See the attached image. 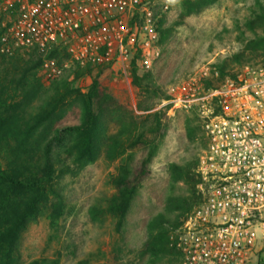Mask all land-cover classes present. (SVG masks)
<instances>
[{"label":"built area","instance_id":"obj_1","mask_svg":"<svg viewBox=\"0 0 264 264\" xmlns=\"http://www.w3.org/2000/svg\"><path fill=\"white\" fill-rule=\"evenodd\" d=\"M170 12L160 0H0V54L36 51L49 83L75 66L128 76L138 56L148 70L162 57L160 23ZM219 77L212 64L202 66L171 102L193 111L206 142L201 201L172 243L181 264H249L264 248V57L207 89Z\"/></svg>","mask_w":264,"mask_h":264},{"label":"trees","instance_id":"obj_2","mask_svg":"<svg viewBox=\"0 0 264 264\" xmlns=\"http://www.w3.org/2000/svg\"><path fill=\"white\" fill-rule=\"evenodd\" d=\"M217 2L185 0L183 10L187 15L198 14ZM256 6L260 11L253 12V15L263 21L260 29L264 30V1L258 0ZM164 23L165 20L160 23L162 45L167 37L162 30ZM253 24L247 22L249 30H257ZM259 40L261 46L248 53L261 60L264 57V36ZM54 56L67 57L60 51H53L51 57ZM244 58L239 54L231 61L214 65L220 77L209 79L207 89H216L227 76H232L234 71L230 68L235 64H244ZM137 60L139 56L132 66V85L141 90L153 87L145 85L143 77L137 76ZM16 61V66L23 65L22 59ZM25 64L24 78L35 76L42 60L30 58ZM77 69L78 77L82 72L91 70L90 67ZM29 84L26 80L18 102L10 98L15 104L8 103L4 85H0V264H24L21 250L23 237L30 226L45 214L52 228L60 226L70 207L60 188V181L95 164L102 154L111 164L119 162L117 174L109 179L114 192L104 209L94 205L90 212L94 220H98L102 213L111 217L116 231L122 232L133 201L144 181L153 174L152 163L158 154L163 131L167 128L163 122V106H158L160 109L154 114L139 105L134 107L129 101L118 99L109 92L99 76L86 94L72 89L67 80L54 84L50 90H44L39 83V90L35 92L28 90ZM39 93L45 98L34 105L33 102L40 99ZM75 108L80 110L79 120L66 121L65 117ZM203 143H206L204 139ZM198 164V158L195 164H170L171 188L175 190L179 184L183 186L168 197L169 212L184 216L194 207L196 187L200 184ZM171 227L166 211L148 224V236L142 247V254L148 256L145 264H178L181 260V253L172 246L174 229ZM29 264L58 263L36 260ZM77 264L93 263L81 260Z\"/></svg>","mask_w":264,"mask_h":264},{"label":"rangeland","instance_id":"obj_3","mask_svg":"<svg viewBox=\"0 0 264 264\" xmlns=\"http://www.w3.org/2000/svg\"><path fill=\"white\" fill-rule=\"evenodd\" d=\"M184 1L160 0V4L167 2L171 6L162 28L167 36L162 45V57L150 70L140 65L136 68L137 76L143 77L144 84H151V88L141 90L132 85L134 69L128 76H122L113 70L91 68L90 72L84 71L78 77L77 68L81 67L75 66L67 70L61 80L49 83L42 76L41 65L35 76L24 78L27 70L25 61L30 58L42 60L40 55L36 51L17 53L14 57L0 54V85H4L5 99L10 104L21 99L26 80L30 82L28 90L33 89L34 92L39 90V83L44 90H50L54 84L67 80L72 89L86 94L99 76L109 92L118 99L129 101L134 107L139 105L154 114L163 106V122L167 126L163 129L159 151L152 163L153 174L144 181L133 201L122 232L116 231L111 217L102 213L98 220H94L90 212L94 205L104 209L114 192L109 179L117 174L119 162L111 164L102 154L95 164L60 181V188L70 206L69 212L57 228H52L47 214L30 226L22 241L24 264L36 260L56 261L58 264H77L81 260H89L93 264H145L148 256L142 254V247L152 219L167 212L174 229L173 242L179 236L180 223L200 202L196 187L194 207L190 212L184 216L169 212L168 197L183 186L179 184L175 190L171 188L170 164H195L205 150L196 115L193 111L174 109L175 105L171 102L175 100L180 85L204 65H221L239 54L245 56L244 63L259 61L258 56L251 57L248 52L261 46L259 38L264 36V30L260 29L263 21L253 15V12L260 11L256 6L258 0H218L201 13L192 15L185 14ZM248 21L253 22L257 30H249ZM0 32H3L1 28ZM56 58L61 64L67 61L64 56ZM18 59L23 60L22 66H16ZM240 66L235 64L230 69L234 71ZM38 96L40 99L35 100L34 105L45 98L40 93ZM11 97L16 102L11 101ZM79 112L78 108L70 110L65 120L77 122ZM261 253L258 251L249 264H261Z\"/></svg>","mask_w":264,"mask_h":264},{"label":"crops","instance_id":"obj_4","mask_svg":"<svg viewBox=\"0 0 264 264\" xmlns=\"http://www.w3.org/2000/svg\"><path fill=\"white\" fill-rule=\"evenodd\" d=\"M263 253H261V260H260V262H261V264H264V248H263V250H261ZM261 251H259V252H261ZM253 262L255 261V260H252Z\"/></svg>","mask_w":264,"mask_h":264}]
</instances>
